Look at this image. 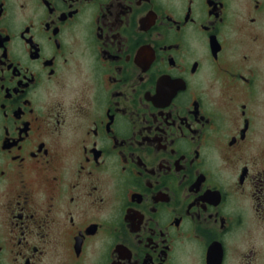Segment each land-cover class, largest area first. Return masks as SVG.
Listing matches in <instances>:
<instances>
[{
  "label": "flooded vegetation",
  "instance_id": "1",
  "mask_svg": "<svg viewBox=\"0 0 264 264\" xmlns=\"http://www.w3.org/2000/svg\"><path fill=\"white\" fill-rule=\"evenodd\" d=\"M0 264H264V0H0Z\"/></svg>",
  "mask_w": 264,
  "mask_h": 264
}]
</instances>
